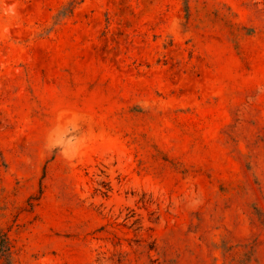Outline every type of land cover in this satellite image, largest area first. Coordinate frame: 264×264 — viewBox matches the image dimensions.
Returning <instances> with one entry per match:
<instances>
[{
  "label": "rangeland",
  "instance_id": "obj_1",
  "mask_svg": "<svg viewBox=\"0 0 264 264\" xmlns=\"http://www.w3.org/2000/svg\"><path fill=\"white\" fill-rule=\"evenodd\" d=\"M0 264H264V0H0Z\"/></svg>",
  "mask_w": 264,
  "mask_h": 264
}]
</instances>
